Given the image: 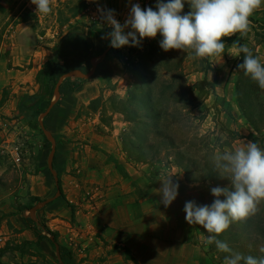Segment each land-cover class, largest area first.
<instances>
[{
  "label": "crops",
  "instance_id": "obj_1",
  "mask_svg": "<svg viewBox=\"0 0 264 264\" xmlns=\"http://www.w3.org/2000/svg\"><path fill=\"white\" fill-rule=\"evenodd\" d=\"M65 1L51 0L50 6L62 5ZM136 3L135 0H119L118 10L127 7L125 14L129 17L131 6ZM34 13L37 11L32 0H0V102L4 99L0 104V125L4 127L11 123V117L23 118L22 114L25 113L18 109L21 99L39 94L36 75L46 62L55 59L54 32L45 26L46 20L42 24V20ZM252 16L263 19L264 0ZM77 32L90 40L94 53L109 43L110 37L105 31L80 27ZM253 34L251 32L243 36L236 33L232 37L243 38V42H236L250 49L264 64L262 48L253 40ZM222 39L223 42L233 41L232 44L235 40L229 37ZM249 39H252L251 43H248ZM239 44L236 50L234 46L228 47L225 55L209 63L203 71L196 72L194 80L218 83L221 88L226 84L235 88L237 72L232 69V64L237 57L233 55L241 47ZM87 48L82 36L70 35L57 49V53L60 57H75L87 53ZM119 67L123 71V65L119 63ZM51 75L50 71L48 77L51 78ZM128 76L130 74L119 72L113 77L117 92L129 87ZM105 85H108L105 80H97L95 95L90 100L101 97L102 103L106 101L107 96L99 92V88ZM71 97L73 104L64 105L67 99L61 94L52 109H57V113L61 114L59 112L63 107L65 115L77 118L82 105L81 98ZM89 101L84 102V105ZM114 119H117V115ZM81 122V119H77L74 127L78 125L77 131L83 132ZM120 124L114 120L111 127L106 128V132H109L107 136L92 134L97 141L94 143L92 138L86 142L85 135L76 137L80 140L73 143L56 141L52 164L61 183L63 197L48 203L44 210H37L36 216L45 218V226L58 233L59 252L67 260L66 264H78L80 259L84 260L82 264H132L124 258L120 248L129 249L140 264H215L214 256L204 250L206 237L196 224L189 225L186 222V213L183 211L186 201L211 205L215 199L210 192L213 186L208 182H187L184 173L171 159L169 162L144 164L129 162L123 155L116 158L120 166L117 169L111 154L118 152L119 142L115 144L113 140L117 141ZM25 128L31 129L29 126ZM38 167L41 168V165ZM7 172L5 164H0V181L3 183L0 185V246L29 242L32 244L30 248L27 247L30 255L23 253L21 256L16 252L23 264H27L28 258L37 261L34 253L45 256L51 262L54 255L52 242L44 235V230H40L22 209L18 210L11 202L24 191L40 200L51 198L56 192L53 176L41 169L37 175H27V183H22V175L19 174L18 184L15 181L12 188V180ZM168 175H173L172 180L179 187L176 198L165 207L158 190L162 186L160 179ZM20 200L25 202L27 198ZM69 205L74 207L73 220ZM75 222L78 226L72 229L70 223ZM66 231L70 233L66 234ZM62 235L68 237L69 245L64 244L66 240ZM0 264L12 262L3 255ZM218 264H227V261Z\"/></svg>",
  "mask_w": 264,
  "mask_h": 264
},
{
  "label": "rangeland",
  "instance_id": "obj_2",
  "mask_svg": "<svg viewBox=\"0 0 264 264\" xmlns=\"http://www.w3.org/2000/svg\"><path fill=\"white\" fill-rule=\"evenodd\" d=\"M80 1L83 3L82 0ZM135 1L139 3L142 9L145 8V4L147 2L148 7H151L153 10H157V0ZM72 2H74V0H67L62 5H53L51 7L52 12L47 15L42 14L38 11L37 13H34V16H38L39 19L42 20V24H44V21L46 20L45 26L52 28L51 31L54 32L53 39L55 40L56 44L60 42L59 40L69 32L77 31V29H80V27H87L88 29H91L93 31L109 30L111 32V27L106 23L105 20V16L108 10H114V18L121 24H123L124 21L128 18L125 14L127 7H125L122 11L118 10L119 0H92V4L89 5L83 3V12L74 17L71 16L69 12V6L72 5ZM164 2H167V0H164ZM251 17L254 18V16ZM259 19L264 22V17L263 19ZM127 31L129 30H125V32ZM250 33L251 32L249 31L246 35ZM159 36L161 35L157 33V36L155 38L145 37L137 46H122L120 48L112 47L107 52V56L100 59V54L110 44L109 39L108 45L98 52L94 53L91 46L90 49H86L87 53H80L75 57H66V59H63L61 62L53 66V68L51 69L52 75L47 84L48 86L43 87V90L38 92L43 99V102L39 105L38 108L39 112L55 98V84L61 74L71 69H79L84 73H89L91 71L92 61L94 59L98 60L99 63L103 61L99 64L100 67L95 70L96 72L94 73V75L88 79H84L79 75H71L66 77L62 81L60 86V95L62 94L63 98L67 99L63 104H73L72 100H70V96H72L71 99L75 98V96L81 98L82 105L79 115H82L84 117L79 115L77 118L68 117L67 115H65L63 107L62 111H60L59 109V113L61 114L57 113V109H52L47 115L43 116L42 122L44 124V127L52 132L56 141L66 140L73 143L76 140H80L76 137H82L83 135H85L87 140L86 142L91 141V138L93 139V143L94 141L97 142L95 139L96 137H93L92 134L98 133L99 136H101L100 134H102L103 136H107L109 132H106V128L111 127V123L115 120L118 123H121V128L119 125H117V127L120 128V132H118V135L116 136L117 141L113 140L115 144L116 142H119L117 143L119 144V147L117 148L118 152H113L111 154V158L114 162V166L116 167V165H118L116 163V158L124 155V152L121 150L120 145L121 138L128 129V125L126 122H124L120 109L122 107L121 104L126 102L128 92L133 86V78L130 69L131 64L133 62H136L138 60V55L146 50L147 44L156 41ZM229 38L235 39L234 44H232L233 41H224V55L226 54L228 47L230 46H234V49L236 50L237 45L239 44L236 42V40L241 42V40L243 39L239 38L238 36H231ZM252 38L253 40H255V42L257 41V43L260 44L262 53L264 54V28L259 32H254ZM248 41V43H251L252 39H249ZM241 44L242 43H240L239 46H241ZM171 51L177 53V51L180 52L181 50H163L164 53H169ZM92 52L95 55H92ZM252 54L254 55L253 52ZM221 56L222 54L201 59L195 57L194 53L189 50L182 61V67L184 70L187 86H194L195 94H199L203 98L199 101L197 107L190 111L189 117H191V119L187 124H185L183 121H172L169 125V130L173 134V137L178 144H180V141H183L184 139L186 140V145L181 146V151L198 163L203 162L206 157L211 156L213 158L215 152L217 151H235L240 147H244L248 143H250L249 138L255 135L253 128L249 124H247L241 116V113L235 101V88L233 86H229L226 84L221 88L218 83H212L211 81L206 80H194L196 72L203 71L209 63H212ZM237 58L238 56L233 59L234 62L232 64V69H235L236 67ZM119 63L123 65V71H121ZM119 72L130 74V76H128L130 81L129 87L127 89H123L121 92H117L116 85H114L112 82L114 81L113 77L119 74ZM97 80H105V83H108V85H105V87L102 86L99 88L100 94H104V96H107V100L101 103V106L97 110V112L89 113V111H87V109L85 108L86 105H84V102L89 101L95 95V83L97 82ZM53 82H55V84ZM198 82L201 83L200 85L196 86ZM257 94L264 109V89L258 86ZM39 112L22 114L23 118L21 120L18 117H11L9 119L11 123H7L5 127L3 125H0V152L2 151V153L0 154V164H5L8 171L7 174L10 175V179L12 180L10 183V187L14 186L15 181L18 184L19 174L22 175V183H27V175H37L41 171V169L45 170L48 174L51 175L46 163L47 155L51 150V141L46 138L45 134H43V132L39 128ZM109 113L111 114L109 115ZM115 115H117V119H114ZM77 119H81L82 121L81 124H79L81 125V127L84 126L82 127V129H84L83 132L77 131L78 125L74 127ZM25 126H29L31 127V129H26ZM228 132H233V139ZM258 147L264 150V129L261 131V141H258ZM16 148L21 158L18 165L12 163L10 159L7 158V155L3 153L4 150L10 151ZM112 150L114 151V149ZM170 159L174 161L172 152L166 153L165 151H162L158 156V159L154 163L159 161L169 162ZM39 165H41V168L38 167ZM116 168L118 169L120 168V166L118 165V167ZM221 174L228 175L227 173H224L222 171ZM2 184L3 183L0 181V185ZM210 185L213 186L212 184ZM223 187L230 188L231 184H227ZM30 197L31 195L29 194V192L24 191L21 196H16V198L11 202L12 206H16L18 210L22 209L24 211L23 213L26 214V216L29 218H31L29 214ZM22 198H27V200L25 202H22V200H20ZM222 198L223 196L220 197V199ZM34 204L32 205V207L34 206ZM45 206L39 207L38 210H44L46 208ZM252 215L259 218L261 216L262 219H264V200H261L257 204V211ZM37 219L39 222V225L37 226L39 229H42L41 224H44L46 219L42 216H40L39 218L37 217ZM70 225L72 229H75L78 226V223H70ZM44 233V235L49 238V235L45 231ZM65 233L69 234L70 232L66 231ZM62 237H64V239L66 240H64V244L69 245L70 240L68 239V237H65V235H62ZM57 243L59 244L58 240ZM6 244L7 243H5L4 245ZM3 246H0V248H2ZM27 247L30 248L31 246H26L25 248H23V252L12 250L3 252L0 257L6 255L9 258V261L12 262V264H23V262L21 261V256L23 255V253H30ZM16 252H18L21 256L16 254ZM34 255H37V261H31L34 259L28 258L27 264H59L55 258V253L51 258V262L41 254L34 253ZM210 255L214 256L215 264L222 262L218 255ZM61 259L64 264L67 263V260H64L63 256H61ZM76 259H78V257ZM68 260L70 261V257ZM83 262L84 260L80 259L78 264H82Z\"/></svg>",
  "mask_w": 264,
  "mask_h": 264
},
{
  "label": "trees",
  "instance_id": "obj_3",
  "mask_svg": "<svg viewBox=\"0 0 264 264\" xmlns=\"http://www.w3.org/2000/svg\"><path fill=\"white\" fill-rule=\"evenodd\" d=\"M83 10L84 5L80 0H74L72 5L69 6V12L73 17L83 12ZM189 11H191V8L188 0H184L182 14ZM104 31L107 34L110 33L109 30ZM82 38L86 40L87 46L90 48L92 46L90 40L85 36H82ZM62 39L63 37L59 41ZM162 39L163 37L159 36L156 41L148 43L146 50L138 55V60L131 64L133 86L128 92L126 102L121 104L120 109L124 122L128 125L127 131L121 138V150L124 152L127 161L144 164L154 163L162 151L172 152L174 159L172 161L184 173L187 182H208L215 187L230 184L228 178L221 177L227 175L221 174V171L215 169L211 156L206 157L203 162H196L181 151V146L186 145V140L184 139L178 144L169 130L172 121H183L187 124L191 119L189 117L190 111L197 107L203 97L195 94L194 86L189 87L186 84L182 61L189 50L186 52L181 50L177 53L174 51L164 53L160 47ZM57 44L54 47L56 51L54 61L46 62L36 75L39 91L43 90V87L48 84L50 79L48 74L53 66L66 59V57H60L57 53ZM243 56V53L238 56L235 67L237 72L235 101L241 116L255 132V135L250 137L249 141L258 145V141H261V131L264 129V109L257 94V83L246 76L244 69L239 67L243 63ZM55 82L53 83L55 84ZM200 83L198 82L196 86ZM42 101L40 94L24 96L18 109L25 114L38 113V105ZM101 101V97L94 98L89 101L85 108L87 111L94 113L100 108ZM3 102L4 99L2 98L0 104ZM228 133L233 139V132ZM58 186L61 192L60 197H63L59 180ZM29 201V209H31L35 202L40 201V198L31 196ZM69 207L72 210L71 220H73L74 207L71 205ZM41 227L57 242L59 236L57 232L48 230L44 224H41ZM197 227L207 239L210 234L202 226L197 225ZM217 239L226 242L232 252L218 250L215 243L206 242L203 247L207 254H216L222 261H226L225 257H229L234 253H241L244 256L250 255L257 258V260L264 259V219L261 216L259 218L250 215L244 220L232 222L229 228L220 234ZM31 245L29 242H22L17 245L6 244L0 248V255L10 250L23 252V248ZM120 249L127 261L132 262V264H140L129 249ZM240 264H244V261L241 260Z\"/></svg>",
  "mask_w": 264,
  "mask_h": 264
},
{
  "label": "clouds",
  "instance_id": "obj_4",
  "mask_svg": "<svg viewBox=\"0 0 264 264\" xmlns=\"http://www.w3.org/2000/svg\"><path fill=\"white\" fill-rule=\"evenodd\" d=\"M36 11L49 14L51 0H32ZM191 11L182 14L184 0H157L156 8L142 9L132 4L129 17L121 24L114 18V10H108L105 20L111 27L110 45L114 48L137 46L143 38H155L159 33L163 39L160 47L165 50H191L195 57L206 58L224 53V37L236 33L246 35L250 30V17L260 9L262 0H188ZM125 28L131 30L125 32ZM138 34V35H137ZM244 54V69L257 85L264 89V64L250 49L241 46L233 56ZM215 169L227 173L231 187L216 186L210 189L215 199L211 205H197L186 201L183 211L189 225H200L210 235L207 243H215L218 250L232 252L224 241L217 237L226 231L234 221H241L257 211V204L264 200V150L254 142L235 151H217L213 156ZM174 175V174H173ZM173 175L161 178L158 190L161 203L169 206L178 195ZM223 196L224 199H220ZM227 264H264V259L234 253L225 257Z\"/></svg>",
  "mask_w": 264,
  "mask_h": 264
},
{
  "label": "water",
  "instance_id": "obj_5",
  "mask_svg": "<svg viewBox=\"0 0 264 264\" xmlns=\"http://www.w3.org/2000/svg\"><path fill=\"white\" fill-rule=\"evenodd\" d=\"M148 8V3L146 2L145 4V8L146 9ZM125 30H131L130 28H125ZM70 35H79V36H83L80 32H77V31H71L69 32L67 35H65L63 37V39L59 42L58 46H57V49L62 45V43L64 42V40H66ZM112 48V46L109 44L108 47L100 54L99 58L102 59V58H105L106 57V54L107 52ZM98 60L94 59L92 61V68H91V71L89 73H84L82 72L81 70L79 69H71V70H68L66 72H64L63 74L60 75V77L58 78L56 84H55V98L49 103L47 104L38 114V123H39V128L40 130L43 132V134H45L46 138L48 140L51 141V150L50 152L48 153L47 155V159H46V163H47V167H48V170L49 172L51 173V175L53 176V179H54V184H55V188H56V192L55 194L49 198V199H45V200H40V201H37L34 206L29 210V214H30V217L31 219L35 222V224L39 225L38 223V220H37V216H36V212L38 210L39 207H42V206H45L47 205L48 203H50L51 201L57 199L60 197L61 195V192H60V189H59V186H58V177H57V174H56V171L54 170L53 166H52V159L54 157V154H55V150H56V140L52 134L51 131L47 130L45 127H44V124L42 122V117L47 115L53 108V106L55 105V103L59 100L60 98V86H61V83L62 81L68 77V76H71V75H79L81 76L82 78L84 79H88L90 77H92L95 73V70H96V67H97V64H98ZM49 240L52 242L53 244V248H54V253H55V257H56V260L58 261L59 264H64V262L62 261L61 259V256H60V252H59V245L58 243L53 239V237L49 236Z\"/></svg>",
  "mask_w": 264,
  "mask_h": 264
},
{
  "label": "built area",
  "instance_id": "obj_6",
  "mask_svg": "<svg viewBox=\"0 0 264 264\" xmlns=\"http://www.w3.org/2000/svg\"><path fill=\"white\" fill-rule=\"evenodd\" d=\"M83 3H85L86 5L92 4V0H82ZM250 32L254 33V32H259L260 30H262L264 28V22L262 20H260L259 18H252L250 17ZM1 149V148H0ZM2 153V151L0 152V154ZM3 153H5V155H7V158L10 159V161L12 163H15L16 165L19 164L21 158H20V154L16 149L14 150H4Z\"/></svg>",
  "mask_w": 264,
  "mask_h": 264
}]
</instances>
